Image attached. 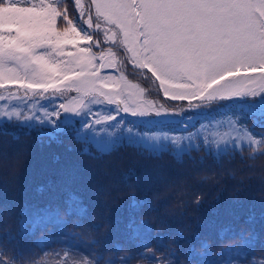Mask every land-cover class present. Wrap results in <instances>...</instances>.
I'll list each match as a JSON object with an SVG mask.
<instances>
[{"label":"trees","instance_id":"16d2710c","mask_svg":"<svg viewBox=\"0 0 264 264\" xmlns=\"http://www.w3.org/2000/svg\"><path fill=\"white\" fill-rule=\"evenodd\" d=\"M54 2L78 19L72 0ZM77 24L86 34L93 31L82 20ZM126 59V76L150 101L177 110L179 119H132L110 106L113 115L93 121H107L96 137L79 133L82 120L93 123L83 115L80 123L0 119V157L21 154L19 161H0V264H81L83 257L91 264H157L158 256L159 264L264 260V152H258L264 147V96L192 104L168 99L150 73ZM201 125L232 134L235 144H216L206 130L205 143L200 138L182 147L170 140V133L181 137ZM242 135L247 142L238 140ZM252 139L257 145L250 148ZM5 213L12 223L7 233Z\"/></svg>","mask_w":264,"mask_h":264},{"label":"snow or ice","instance_id":"6c2138e0","mask_svg":"<svg viewBox=\"0 0 264 264\" xmlns=\"http://www.w3.org/2000/svg\"><path fill=\"white\" fill-rule=\"evenodd\" d=\"M73 2L78 19L70 18L69 8L54 0H0V89L75 92L79 107L85 98L95 97L134 115L156 107L136 101L135 86L118 74L120 64L112 48L119 45L127 55L125 63L150 73L168 99L192 104L213 96L227 99L264 92V0ZM77 20L93 31L86 34ZM101 32L102 40L94 35ZM236 81L249 84L238 87ZM59 108L78 107L62 103ZM256 145L252 139L250 148ZM20 158L17 154L0 161ZM199 200L195 197L194 203ZM91 236L88 230L89 240ZM81 264L91 262L83 257Z\"/></svg>","mask_w":264,"mask_h":264},{"label":"rangeland","instance_id":"374dc122","mask_svg":"<svg viewBox=\"0 0 264 264\" xmlns=\"http://www.w3.org/2000/svg\"><path fill=\"white\" fill-rule=\"evenodd\" d=\"M101 39L103 38V33H100ZM119 46V45H117ZM112 51L117 53L116 59L117 62L120 64V67L118 69V74L124 76V79L130 84L134 85L135 89L134 91L136 93H139L135 97L136 101H150L146 96V90L141 86L140 83L137 81L130 80L129 77L126 76L125 72H127V67L124 64L123 60L125 58L124 54L125 52H121L118 50ZM111 71V70H106ZM255 80H258L259 77L254 78ZM236 86H246L249 84L248 81H236L234 82ZM253 87L256 86V84H252ZM11 92L15 93V95H12ZM243 95H229L228 98H235ZM258 97L264 96V92L260 93L259 95H256ZM0 97H3V99H0V119L5 117H19L21 121L27 122V123H44L47 121H50L54 123L55 121H71L74 119H77L80 123L82 115L83 117H88L90 122L95 121L96 119L104 117V119H108L112 113H108L109 107L112 106L114 108L122 109L119 105L109 104L104 101H100L95 97H87L84 99L83 104L79 107V104L75 103L76 100L80 99L78 97L77 93L75 92H65V93H56V92H48L44 94L35 93V94H25L23 91H17L16 89H0ZM216 97V96H213ZM212 98V97H211ZM130 103H134V101H129ZM65 103L69 104L74 107H78L75 110H62L59 108V105ZM156 104V107L147 108L144 109L142 112H137V115L131 114V112H127L129 114V118L132 119H145L148 121L151 120H168V121H174L179 119V112L177 110H169L163 106L161 101L153 102ZM256 103V102H253ZM262 106H264V101L259 102ZM250 103L242 104L243 106H250ZM95 108H97L100 112H105L108 114H95ZM163 109V110H162ZM194 110L201 111V108H193ZM97 110V111H98ZM95 115V116H94ZM152 117H151V116ZM85 117V118H86ZM94 117L93 120H91ZM134 117V118H133ZM99 122V121H98ZM106 120L96 123L93 122L91 125L86 124L82 120V125L80 128L79 133L85 134L87 136H97L100 133H104L103 130L107 128ZM208 131L213 137L216 144H235L236 140L234 139L233 135L230 134L229 137L225 136L223 133H218L214 130H208L203 125L198 126L192 130L190 134H185L183 136H175L172 133L170 135L172 136L170 140L173 144L180 143L182 147L189 146V145H195L199 142L200 138L205 143L207 141V136L205 131ZM108 133L112 132V129L107 130ZM134 135V134H133ZM131 133L132 137L133 136ZM146 134L138 133L136 134V137H146ZM88 138V137H87ZM91 139V138H89ZM240 139L241 142H247V138L243 135L241 137H238V140ZM92 140V139H91ZM154 138L151 139L153 141ZM154 146V145H152ZM38 220L42 221V218L35 216ZM69 246L71 247L70 243ZM67 250V248L65 249ZM243 250V249H242ZM242 254V252L240 253ZM239 254V255H240ZM233 264H241L237 263L236 260H233Z\"/></svg>","mask_w":264,"mask_h":264},{"label":"clouds","instance_id":"9594fccd","mask_svg":"<svg viewBox=\"0 0 264 264\" xmlns=\"http://www.w3.org/2000/svg\"><path fill=\"white\" fill-rule=\"evenodd\" d=\"M8 185H9V184H8ZM10 186H11V185H10ZM3 219L5 220V226L3 227L2 231L5 232V233H7V232L9 231V229L12 228V223H9V222H8V221L11 219L10 214L5 213V214L3 215ZM135 264H142V262H141V261H139V262H135Z\"/></svg>","mask_w":264,"mask_h":264}]
</instances>
